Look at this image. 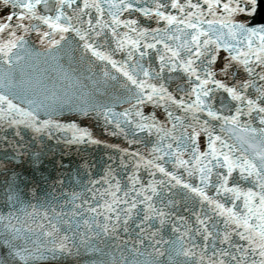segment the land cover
<instances>
[{
	"label": "snow or ice",
	"instance_id": "6c2138e0",
	"mask_svg": "<svg viewBox=\"0 0 264 264\" xmlns=\"http://www.w3.org/2000/svg\"><path fill=\"white\" fill-rule=\"evenodd\" d=\"M0 264H264V0H0Z\"/></svg>",
	"mask_w": 264,
	"mask_h": 264
}]
</instances>
